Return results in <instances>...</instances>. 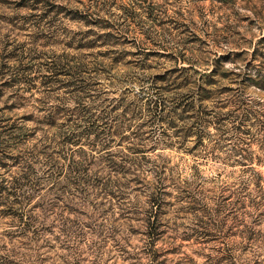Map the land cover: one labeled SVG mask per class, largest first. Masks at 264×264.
<instances>
[{"label": "rangeland", "instance_id": "1", "mask_svg": "<svg viewBox=\"0 0 264 264\" xmlns=\"http://www.w3.org/2000/svg\"><path fill=\"white\" fill-rule=\"evenodd\" d=\"M60 59L93 66L100 105L133 127L117 128L113 157L97 153L85 183L40 163L20 178L31 200L0 206V264H264V126L251 120L240 142L233 123L226 135L214 123L239 101L264 109V0H0V64L32 80L0 75V182L17 180L24 155L41 161L51 139L60 149L75 122L70 90L44 84ZM143 80L163 91V121L135 106ZM193 102L210 113L203 140L178 135ZM67 148L72 160L91 154Z\"/></svg>", "mask_w": 264, "mask_h": 264}, {"label": "trees", "instance_id": "2", "mask_svg": "<svg viewBox=\"0 0 264 264\" xmlns=\"http://www.w3.org/2000/svg\"><path fill=\"white\" fill-rule=\"evenodd\" d=\"M93 66L89 64H74L68 61H61L57 63H53L50 68H47V72L50 75L49 80L44 84L49 87L55 84H61L64 88H68L69 93L72 94V97L69 99L77 104L76 109V119L73 125L68 126L62 132L56 135L57 139L61 140L60 149L56 148V152H50L52 148V143L56 144V139H51L50 148H48V153L44 151L41 155L43 159L39 161L37 159L35 152L32 151L29 153V157L24 155V160H21L19 163L22 168L20 169V175L16 176L13 181L8 182V180L3 179L0 182V194L6 195L4 198V202L0 206H7L8 203H11L13 206H20L21 204H25L31 200L30 195H27L26 190L33 189V183L31 182V186H29L28 182L22 181L20 182V178L26 177L30 178L34 174V166L37 163H40L48 168V173H56L59 171L60 174L66 173L68 174V169H70L71 173H74L76 178L80 179L81 182L85 180V176H89L90 170L94 163L91 162V159L96 158L97 153H107L108 156L113 157L112 151V139L118 138L122 134L117 130V128L129 129L133 127L131 123H124L120 120L121 115L118 112V109H115V106H103L101 104V100L99 99V92L94 89V85L91 83V78L87 77L91 73L96 72L97 70H93ZM2 70H7L8 72L1 73ZM30 68L24 67L22 65L18 67H12L10 65L0 64V75L1 76H9L12 81L17 85L20 84H30L32 80H30ZM251 76V75H250ZM46 77V76H45ZM60 77H65L63 80ZM19 78V79H18ZM18 79V80H16ZM144 84L141 87V95L138 103L135 105L138 110L147 111L149 114V121H153L156 123L158 120L163 121V117L159 119L162 113L167 111L166 100L163 98V91L156 90L154 84L150 80H143ZM151 86H146L150 84ZM98 92V93H97ZM195 93V92H193ZM189 99V98H188ZM246 102L239 101L236 104L238 108L236 110V114H227L224 118H217V121H214L220 128L223 135L229 134L230 131L226 128V126L231 122L233 123V136L241 142V137L246 133V128L251 120L256 119L258 124L262 127L264 126V109H254L252 105L245 104ZM248 103V102H247ZM194 102L187 107H190L194 113L192 116V121H189L184 126L179 127L178 135H182L181 139L185 136L192 134H200L199 137L202 140L205 139V133L208 127L210 126V113L202 108L201 110H196V105ZM193 105V106H192ZM107 109H109L107 111ZM112 109V110H111ZM114 111V115L112 114ZM127 115V112L124 113V117ZM123 117V116H122ZM170 119V116L168 117ZM216 119V118H215ZM176 118L167 121V124L170 128H176L177 124ZM53 125V124H52ZM116 128V129H115ZM114 129V131H113ZM2 136V134H0ZM8 136V137H7ZM6 138L11 137V135H7ZM142 136V131L139 126L135 128L134 138H139ZM5 137V136H4ZM124 139V138H123ZM76 146V145H87L91 149V154H84L79 160H76L70 154H66L67 146ZM66 146V147H65ZM202 147L206 148L209 145H205L204 142L201 143ZM73 152H76L74 148H72ZM138 151L137 149H135ZM203 151V152H204ZM93 153V154H92ZM65 154V156H63ZM104 158V156H101ZM109 158V159H110ZM67 160L70 161L67 163ZM129 162L125 158H122L121 164L118 165L114 162H111V171L119 173L123 169V164H127ZM84 177V178H83ZM86 181H84L85 183ZM89 185V184H88ZM27 187L26 190L24 188ZM14 197L15 199L9 202L8 198ZM8 202V203H7ZM154 206L158 205L161 201L157 198H153L152 201ZM160 206V204H159ZM27 214H24V216ZM149 227L152 229V236L154 239L159 235V231L162 225V222L158 220L150 219Z\"/></svg>", "mask_w": 264, "mask_h": 264}]
</instances>
